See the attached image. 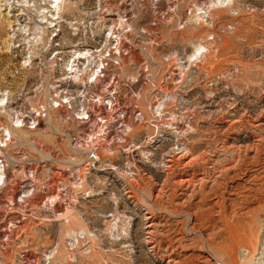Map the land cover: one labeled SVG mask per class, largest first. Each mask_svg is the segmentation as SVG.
<instances>
[{
	"label": "rangeland",
	"instance_id": "obj_1",
	"mask_svg": "<svg viewBox=\"0 0 264 264\" xmlns=\"http://www.w3.org/2000/svg\"><path fill=\"white\" fill-rule=\"evenodd\" d=\"M99 3L124 11L120 55L105 44ZM48 5L0 0V264H225L211 240L257 264L264 0H65L50 27ZM197 43L207 51L188 61ZM86 53L117 57L88 97L72 77ZM109 93L127 126L95 114ZM41 109L34 128L12 126ZM244 209L255 217L246 258L231 243L235 227L245 235Z\"/></svg>",
	"mask_w": 264,
	"mask_h": 264
},
{
	"label": "bare ground",
	"instance_id": "obj_2",
	"mask_svg": "<svg viewBox=\"0 0 264 264\" xmlns=\"http://www.w3.org/2000/svg\"><path fill=\"white\" fill-rule=\"evenodd\" d=\"M107 1V0H106ZM219 2H224V0H218ZM65 2V0H50V3L51 4H53V5H48V8L49 9H42L40 12H42V18H44L45 19V21H43L42 23H45V25H47L48 24V26L47 27H50V26H52V22L54 21V20H56V19H58V14L60 13V10H61V5L63 4ZM102 2H104V1H102ZM106 5V4H105ZM104 5V6H105ZM99 6H101L100 7V9L103 7V5H101V3H99ZM98 6V7H99ZM109 6H110V4H109ZM47 8V7H46ZM111 9H112V7L111 8H109L108 6H106L105 8L103 7V9H102V11L100 12V13H104L107 17H104L103 16V13H102V16L100 17L101 19H100V21H101V23H102V26L104 27V29L106 30V34L104 35V40H105V44H108V45H111L112 44V41L114 40V38H115V41L116 42H118V43H116L115 45H114V49H117L118 50V44H119V42H120V33L118 32L117 33V31L114 29L115 28V26H114V24L116 23V21H118V22H121V14L122 13H124V11L123 12H121L120 10H115L117 13H115V16H116V18L115 17H113V14H112V11H111ZM127 12V11H126ZM99 15V14H98ZM41 16V15H40ZM104 17V18H103ZM119 24V23H118ZM117 24V25H118ZM120 24H122V23H120ZM125 24V23H124ZM123 24V25H124ZM56 24H54L53 23V26H55ZM116 25V26H117ZM126 25V24H125ZM121 26V25H120ZM102 27V28H103ZM119 27V26H118ZM128 28H129V26H127ZM41 28L43 29V26H41ZM22 30V29H21ZM121 31V30H120ZM115 33H117V34H115ZM53 35V34H52ZM117 36V37H116ZM72 45H74V46H77V45H79V43H77V44H72ZM120 47V46H119ZM87 51V50H86ZM85 51V52H86ZM97 51V50H96ZM101 51V53L103 52V51H108L107 50V48L106 47H104V49L103 50H100ZM207 51V49L203 46V45H201V44H199V43H197V44H195V45H192V51H191V53L188 55V61H191V59H195V60H198V58L200 59V57L203 55V53L204 52H206ZM77 52V51H76ZM79 53V52H78ZM83 53V52H82ZM89 53V52H88ZM88 53H86L85 55H83L84 57H85V59H86V66L83 68V69H79V70H76L75 71V69H74V72H73V80H76V81H74V83L76 84H78V85H80V88H81V85L84 87V88H82L83 89V91H82V93H84V89H85V91H86V93H87V97L89 96L88 95V90H89V87H91L90 86V81L88 80L89 79V77L90 76H94V78H93V83L92 84H94V85H99V80H98V77H96L95 75H97L96 73H97V71H96V69L95 68H97L98 67V65L96 64L98 61L97 60H93L94 59V57L93 56H91V54L89 55ZM93 53V52H92ZM101 53H99V54H97V55H100ZM120 54V53H119ZM80 55H82L81 53H79V54H77L76 56H77V58L80 56ZM80 58V57H79ZM97 59H98V57H96ZM114 58H117V57H113V55L111 54V53H109L108 55H107V57H101L99 60H100V62H102V60H104V61H107V60H113ZM82 59V58H81ZM194 61V60H193ZM75 62V60H73V63ZM79 63V62H78ZM99 63V62H98ZM103 63V62H102ZM76 64H77V62H76ZM107 64V63H106ZM72 66H73V64H71ZM75 65V64H74ZM79 65V64H78ZM83 65V64H82ZM67 66V65H66ZM72 66H70V68L68 69V70H72L71 68H72ZM78 69V68H77ZM104 71H106V68H105V70ZM79 72V73H78ZM95 74V75H94ZM83 75H85V78H83ZM82 76V77H81ZM89 84V85H88ZM91 84V85H92ZM67 93V92H66ZM66 93H64V94H62V96H60V95H55V100H56V102H57V106H61V107H64V106H62V102H61V99H63V98H68V94H66ZM107 96V99L105 100L106 102H104V105H105V107L104 108H102L101 110H99V112H98V109H96L95 110V114L96 115H100V114H103L102 112H106V116H107V118L108 119H110V120H115L116 122H119L120 124H123V125H125V126H127L126 125V122H125V115H126V111L125 110H123V108H120V107H116V106H114L116 103H117V100L116 99H113V98H111V96H109V95H106ZM53 99H51V101H52ZM104 101V100H103ZM4 102H5V100H4V98H3V96L2 95H0V107L4 104ZM99 103H101V101H99ZM162 107L163 105L161 104V103H158V106L154 109V110H156L157 108L159 109V114H161V111L163 110V108L161 109V108H159V107ZM61 107H59V108H61ZM49 109H52L51 107H49ZM49 109H44V111L43 112H45V116H47V114H48V110ZM84 112H87V118L85 119V120H83L82 122H88V121H90V120H92L93 118L90 116L91 114H90V112H93V109L92 108H90V107H85V111ZM84 112L82 113V114H84ZM98 112V113H97ZM114 112V113H113ZM135 111L133 112V115H135ZM121 115L122 114V116L121 117H119L118 115ZM140 114H141V112H140ZM21 115V114H20ZM45 116H42L40 119H37V124L39 123L38 121L39 120H42ZM21 117L23 118V120L24 119H27V115H21ZM32 119H34V118H32ZM13 121V125L12 126H14V128H23V126H22V124H17V121H18V119L17 118H15L14 120H12ZM103 122H105L106 123V120L105 121H103ZM176 129H177V127H175ZM3 130H5L6 132H7V134L8 135H10V131L7 129V128H4ZM176 132H178V131H176ZM5 136V135H4ZM260 138V137H259ZM0 142H3L1 139H0ZM256 142V141H255ZM254 144H256V143H254ZM261 144V143H260ZM98 147V146H97ZM184 150L182 151V154L181 155H188V153H189V149L188 148H183ZM96 150H97V148L95 149V151L94 152H96ZM255 150V149H254ZM98 158V157H97ZM0 170L2 171V174H0V175H3V168H4V165L2 164V161H0ZM230 166V165H229ZM238 167V166H237ZM199 178V177H198ZM231 178V177H230ZM233 178V177H232ZM133 180V179H132ZM229 180H231V179H229ZM245 180V179H244ZM233 184V183H232ZM243 186V185H242ZM186 187V186H185ZM173 188V187H172ZM235 189V188H234ZM236 190V189H235ZM233 191V190H232ZM237 191V190H236ZM65 194H67L68 193V189H65ZM27 193V192H26ZM236 198V197H235ZM225 199V198H224ZM233 201V200H232ZM239 203V202H238ZM259 203V202H258ZM255 208V207H254ZM254 208H251L252 209V211L254 212ZM249 209V208H248ZM248 209H244L245 211V224L243 225V226H245V235L243 236L242 235V233L241 232H238V230H237V228L235 227V229H233V232H232V234H231V243H235L236 245L237 244H239V245H241V246H244L245 245V258L250 254V252H251V248H250V244H251V240H252V235H253V224H254V222H255V217L254 216H250V214L249 215H247V213H249V210ZM256 212V211H255ZM209 215V214H208ZM240 218V217H239ZM238 218V219H239ZM261 221L264 223V218H261ZM152 224V223H151ZM228 225V224H227ZM243 232V231H242ZM83 233H85V232H83ZM85 235V234H84ZM211 236V235H210ZM216 236V235H215ZM220 236V235H219ZM225 236V235H224ZM179 237V236H178ZM181 239H182V237H180ZM212 238V237H211ZM222 238V237H221ZM223 239V238H222ZM173 240H175V239H173ZM225 240V239H224ZM223 240V241H224ZM227 240V239H226ZM199 242V241H198ZM206 242V244L207 245H209V246H211L214 250H216L217 252L216 253H219L220 252V255H223V254H221V253H224L225 255H224V263L225 264H237L238 263V261L236 262V258H235V256H233V255H231L230 254V252H232V250L229 252V250H226V248H225V246H223L222 245V243L220 242H218V241H215L214 242V240H211V241H205ZM230 243V242H229ZM171 244H172V242H171ZM199 244V243H198ZM255 244V243H254ZM186 246V245H185ZM255 246H256V244H255ZM192 247V246H191ZM229 247V246H228ZM181 248H182V246H181ZM238 248V247H237ZM171 250V249H170ZM173 250V249H172ZM252 250H255L254 248L252 249ZM172 252V251H171ZM226 252V253H225ZM264 251H262V253H261V255L260 256H258V258H257V264H264ZM174 258V257H173ZM198 259V258H197ZM204 259V258H203ZM171 261H172V259H170ZM179 260V259H178ZM184 260V259H183ZM201 260V259H200ZM199 260V262H201ZM174 261V260H173ZM181 262V261H180ZM197 262V261H196ZM207 262V261H206ZM222 262V261H221ZM176 262H174L173 264H175ZM211 263V262H210ZM190 264V263H189ZM200 264V263H199ZM208 264V263H207ZM212 264H213V262H212Z\"/></svg>",
	"mask_w": 264,
	"mask_h": 264
},
{
	"label": "built area",
	"instance_id": "obj_3",
	"mask_svg": "<svg viewBox=\"0 0 264 264\" xmlns=\"http://www.w3.org/2000/svg\"><path fill=\"white\" fill-rule=\"evenodd\" d=\"M127 31V30H126ZM118 33V32H117ZM117 33H115V34H117ZM117 37V36H116ZM116 43H118V42H116L115 41V38H114V40L112 41V44L111 45H109L110 47H111V51L112 52H115L117 55H120L119 53H120V49H119V44H118V50L117 49H114V45L116 44ZM120 43V42H119ZM113 54V53H112ZM107 56V55H106ZM104 58V57H103ZM98 61H99V63L97 62V64L99 65L97 68H99L98 70H97V68H95L96 69V71H97V75H95L96 77H98V80H99V84H102V82H104L103 80H104V77H105V73H106V71H104L105 70V68L107 67V62L106 61H104V60H102V62H100V60L99 59H97ZM105 62V63H104ZM117 62V61H116ZM102 65V66H101ZM89 78H91L89 81H90V83H93V78H94V76H90ZM114 79V78H113ZM113 79L110 81V83H112L113 82ZM108 84V86L105 88V89H110V90H112V87H110L111 86V84ZM107 95H109V96H111V98H113V99H116L117 100V95L115 96L114 95V93H109V94H107ZM98 99H100V97H101V95L99 94L98 96ZM96 97V98H97ZM44 111V109H41V110H37L36 112L38 113V117H42V116H44V114L43 115H41V113ZM84 112V111H83ZM82 111L80 112V114L81 115H83L82 113H83ZM84 114H87V112H84ZM29 117H31V116H29ZM15 118H17V116L16 117H14V119ZM32 118H34V119H32ZM86 118H87V116H86ZM13 119V120H14ZM18 119V118H17ZM27 120H30L31 122H29V124H28V121ZM21 122V123H18V124H22V122H23V127H24V125H29V126H31V127H29V128H34L35 127V125L37 124V118L35 117V116H32L30 119H19L17 122ZM24 121H27V122H24Z\"/></svg>",
	"mask_w": 264,
	"mask_h": 264
}]
</instances>
